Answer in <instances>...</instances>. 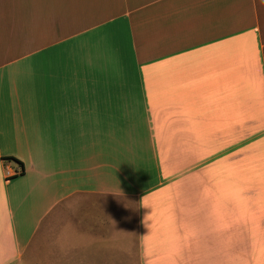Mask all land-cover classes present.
<instances>
[{"label":"crops","instance_id":"crops-1","mask_svg":"<svg viewBox=\"0 0 264 264\" xmlns=\"http://www.w3.org/2000/svg\"><path fill=\"white\" fill-rule=\"evenodd\" d=\"M0 264H264V0H0Z\"/></svg>","mask_w":264,"mask_h":264},{"label":"rangeland","instance_id":"rangeland-1","mask_svg":"<svg viewBox=\"0 0 264 264\" xmlns=\"http://www.w3.org/2000/svg\"><path fill=\"white\" fill-rule=\"evenodd\" d=\"M149 159H151V158H149ZM144 162H147V158H146V157H144ZM148 166H149V168L151 169V172L154 173V168H153V166L151 165V163H148Z\"/></svg>","mask_w":264,"mask_h":264},{"label":"built area","instance_id":"built-area-1","mask_svg":"<svg viewBox=\"0 0 264 264\" xmlns=\"http://www.w3.org/2000/svg\"><path fill=\"white\" fill-rule=\"evenodd\" d=\"M6 167L9 169V170H8V171H9L8 173H10V174H11V173H12V171L10 170V168H9L7 165H6ZM15 173H16V172H15Z\"/></svg>","mask_w":264,"mask_h":264},{"label":"clouds","instance_id":"clouds-1","mask_svg":"<svg viewBox=\"0 0 264 264\" xmlns=\"http://www.w3.org/2000/svg\"><path fill=\"white\" fill-rule=\"evenodd\" d=\"M142 205H144V206H149L148 204H145V203H143V202H142ZM144 219H145V218H144ZM146 226H147V225H146Z\"/></svg>","mask_w":264,"mask_h":264},{"label":"trees","instance_id":"trees-1","mask_svg":"<svg viewBox=\"0 0 264 264\" xmlns=\"http://www.w3.org/2000/svg\"><path fill=\"white\" fill-rule=\"evenodd\" d=\"M10 159H14V158H10ZM18 162H20V161H18ZM21 163V162H20Z\"/></svg>","mask_w":264,"mask_h":264}]
</instances>
